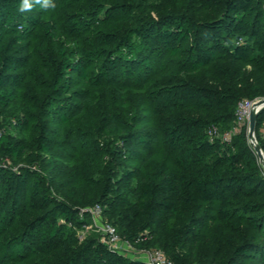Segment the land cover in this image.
<instances>
[{"label": "trees", "instance_id": "1", "mask_svg": "<svg viewBox=\"0 0 264 264\" xmlns=\"http://www.w3.org/2000/svg\"><path fill=\"white\" fill-rule=\"evenodd\" d=\"M210 1L214 3L212 12L201 19L180 9L167 11L157 18L139 16L131 27L119 33L99 30L90 46L67 53L60 45L52 48L58 32L75 37L92 20L100 18L104 9L102 3L90 2L81 6L78 11L69 13L60 26L51 20L37 21L32 15L22 16L24 21L21 19L9 25L6 10L9 0H0V30L13 28L20 31L11 36V44L0 47V107L8 104L3 87H26L27 100L39 102L51 120L69 122L73 117L82 118L92 96L105 103L100 91L80 87L82 82L90 86H100L105 82L117 84L121 70L147 77L165 60L172 61L178 74L165 85L158 86L154 93L156 108L165 115L158 130L168 147L179 152L181 169L166 171L162 166L156 171L144 172L141 167L153 157L152 141L157 132L136 129L132 123L134 117L125 119L117 108L109 113L104 105L102 118L106 126L118 134V148L105 149L98 140L89 141L91 153L103 172V187L87 206L101 205L103 214L109 213L108 222L122 237L140 248L162 249L176 264H192L191 237L210 217L209 209L216 210L217 216L231 222L240 235V243L231 244L220 264H238L249 256L254 264H264L263 165L246 139V127H242L241 133L229 142L210 135L214 126L219 128L232 122L236 116L233 109L237 110L243 95L231 81L226 86L214 87L180 76L181 73H194L213 65L218 58H235L264 70V0ZM29 26L40 29L39 47L45 63L49 65L50 78L39 76V84L44 88L42 92L37 91L34 85L24 86L23 83L22 70L29 67L31 58V44L26 40ZM56 52L59 54H54ZM192 104L220 111L212 120L203 115L178 112ZM2 111L0 108V115ZM83 122L86 127L90 126L87 119ZM23 124L28 126L29 122L24 120ZM263 124L264 108L257 115L256 129H261ZM34 128L37 132L36 146L49 151L48 119H41ZM16 130L19 137L20 127ZM260 145L264 149V140ZM28 151L29 145L22 138L11 139L4 135L0 139V158L22 160ZM29 155V162L34 164L36 154L30 151ZM132 158L140 160L142 165L124 170L117 181L112 182L111 172L115 164L123 169L125 161ZM6 172L0 167V186L10 197V206L18 208L31 183V174L28 169L23 173L11 170L9 175ZM34 185L38 193L43 192V187H39L37 182ZM244 193L260 194L262 198L245 199ZM190 194L207 207L200 216L196 212L191 213L184 224L176 228L179 211L172 198L187 199ZM43 198L48 201V193H44ZM131 201L135 209L145 213L146 219L139 227H119L110 211ZM259 205L261 214L249 213L251 208L258 210ZM10 206L1 201L0 217H5L4 213ZM84 209L58 199L52 209L37 214L22 228L18 227L10 241L14 245H34L49 253V246L55 245L56 238L64 239L69 234L65 237L68 246L55 261L42 259L33 264H148L141 258L126 256L109 248L102 242V233L97 226H93L81 241L68 227L69 223L62 220L70 221L73 228L93 224L90 211ZM165 227L173 230L174 234L172 238L163 240L159 233ZM252 227H257L260 232V251L255 255L250 251L257 246ZM147 230L151 238L137 242L138 237H146Z\"/></svg>", "mask_w": 264, "mask_h": 264}, {"label": "rangeland", "instance_id": "2", "mask_svg": "<svg viewBox=\"0 0 264 264\" xmlns=\"http://www.w3.org/2000/svg\"><path fill=\"white\" fill-rule=\"evenodd\" d=\"M52 2L56 5L55 8L43 9L36 5L31 11L22 13L19 11L21 0H9V5L6 6L9 25L20 21L22 16L32 15L37 21L51 20L60 26L69 13L78 11L81 6L87 3L95 2L104 5L100 18L96 21L92 20L87 28L77 33L75 37L70 38L66 33L58 32L57 38L51 44L52 48L60 45L61 48L66 49L67 53L70 50L76 52V49L82 46H90L95 33L99 30L119 33L122 29L131 27L134 20L139 16L157 18L167 11L180 9L197 19H201L211 13L214 7V3L210 0H52ZM18 33L20 31L13 28L1 29L0 47L2 44H11V36ZM40 33L39 28L29 26L26 40H29L31 44V58L29 67L22 71L25 77L23 80L24 86L34 85L37 91L42 92L44 88L39 84V76L41 75L46 79H49L50 76L49 65L45 63V58L42 56V50L39 47ZM54 54L58 55L59 53ZM176 67L172 61L170 62L167 59L160 68L155 69L147 77L143 74L121 70L119 72L120 81L117 84L105 82L100 86H90L82 82L80 87L100 91L105 103L103 104L97 97L92 96L90 102L86 104L81 120L73 117L69 122L51 120L49 115L45 114L39 102L27 100L28 89L26 87H3L4 99L8 104L0 107L3 110L0 115V139L4 135L9 136L11 139L22 138L29 145V151L22 160L16 161L8 157L0 158V167L6 169L7 175L11 170L23 173L28 169L31 174V183L18 208L10 206V197L0 186V203L4 200L10 206V209L4 213L5 217H0V264H33L35 261H42V259L55 261L57 256L68 246L65 237L69 234H66L64 239L56 238L54 240L56 241L55 245L49 246V253L42 252L34 245H25L24 243L14 245L10 239H12L18 227L22 228L27 221L37 214L52 209L58 199L67 200L73 207L82 209L90 207L87 205L92 203L91 201L97 193H100L103 187V172L99 161L95 160L91 153V148L88 145L89 141L98 140L105 149L107 147H111L112 150L118 148V134L107 127L102 118V112L105 110L104 105L109 113L117 108L125 119L134 117L132 123L136 129L157 132L155 140L152 141V159L143 165L140 160H135V158L127 159L123 169L120 168L119 164H115L114 170L111 172L112 182H116L124 170L140 165H142L141 168L144 172L156 171L162 166L165 167L166 171H179L181 169L178 160L179 152L168 147L164 136L158 130L165 115L156 108V95L154 93L158 86L165 85L176 77L178 74ZM180 76L198 84L214 87L226 86L231 81L232 85L240 90L243 95L242 98L256 101L264 99V70L256 69L235 58H218L213 65L202 67L194 73H181ZM235 109H233L234 115H236ZM219 111L216 108L201 107L196 104L178 110L180 113L203 115L211 120L218 115ZM41 119H48L49 121V138L51 139V149L49 151L41 150L35 144L37 132L34 126ZM84 119L88 120L89 127L85 126ZM24 120L29 122L28 126L23 124ZM17 127L21 129L19 137H17ZM242 127H246V139L253 148L249 135V118L239 120L235 116L232 122L222 127L214 126L210 131V135L229 142L241 133ZM262 127L259 130L255 129V136L259 144L260 141L264 140V124ZM30 151L36 154L34 164L29 162ZM117 159L121 161L119 158ZM258 161L263 165L259 157ZM262 167L264 169V166ZM35 182L38 183L39 187H43V192L38 193L34 185ZM44 193H48V201L44 200ZM243 196L245 199L260 200L262 198L260 194L253 193H244ZM172 199L177 203L179 211L177 213L178 223L176 228L182 226L186 217L191 213L196 212L200 216L207 207L205 203L194 196L192 197L191 194L187 199L176 197ZM258 207V210L251 208L249 213L253 215L261 214L260 205ZM216 208H218L217 205ZM122 210L123 212L119 213ZM216 212V210L209 209L208 214H210V217L207 218L199 232L191 237L192 264H220L221 259L226 256L228 249L231 248V244L240 243V235L234 225L229 221L220 219ZM110 213L119 227L126 225H132V228L139 227L146 219L145 213L135 209L132 201L125 206H119V208L111 210ZM108 214H103V211L101 214H91L94 219L93 224L102 226L110 220L107 218ZM62 221L69 223L68 227L76 232L81 241L85 239L94 226L88 224L82 228H73L70 221L64 219ZM251 229L257 237L255 241L257 246L250 250L251 254L255 255L260 251V232L257 227ZM146 233L148 234L147 237L151 238L148 230ZM159 234L162 235L163 240H166V238H172L174 231L169 227H165ZM120 242L121 254L141 258L144 261L148 258V250L153 249V247L140 248L135 243L128 246L127 242L130 243L131 241L126 240L124 237ZM180 251L182 253L183 250ZM238 264H254L253 258L250 256L245 257Z\"/></svg>", "mask_w": 264, "mask_h": 264}, {"label": "built area", "instance_id": "3", "mask_svg": "<svg viewBox=\"0 0 264 264\" xmlns=\"http://www.w3.org/2000/svg\"><path fill=\"white\" fill-rule=\"evenodd\" d=\"M256 102V100H250L245 98L242 99L237 106L236 118L239 120H245L246 118H249L251 110ZM85 209H88L92 215L101 214L103 211L102 206L99 204H96L93 207H87ZM91 225L97 226L99 230H101V240L103 243H105L109 248L116 252H122L121 247L119 248L122 237L113 224L106 222L105 224H102V226H98L96 224ZM145 235L146 237H138L136 241L138 242L146 239L148 234L146 233ZM127 243L129 244H127L128 246L132 244V242ZM146 262L148 264H176L167 256V254L162 249L159 248H153L152 250H148V258L146 259Z\"/></svg>", "mask_w": 264, "mask_h": 264}, {"label": "water", "instance_id": "4", "mask_svg": "<svg viewBox=\"0 0 264 264\" xmlns=\"http://www.w3.org/2000/svg\"><path fill=\"white\" fill-rule=\"evenodd\" d=\"M263 108H264V99H260L254 104L249 117V122H250L249 135H250L251 145L253 146L257 156L260 158V161L264 166V151H263L264 149L258 143V140L255 136L257 115Z\"/></svg>", "mask_w": 264, "mask_h": 264}, {"label": "clouds", "instance_id": "5", "mask_svg": "<svg viewBox=\"0 0 264 264\" xmlns=\"http://www.w3.org/2000/svg\"><path fill=\"white\" fill-rule=\"evenodd\" d=\"M36 5H39L43 9L56 7L52 0H21L19 11L22 13L31 11Z\"/></svg>", "mask_w": 264, "mask_h": 264}, {"label": "bare ground", "instance_id": "6", "mask_svg": "<svg viewBox=\"0 0 264 264\" xmlns=\"http://www.w3.org/2000/svg\"><path fill=\"white\" fill-rule=\"evenodd\" d=\"M214 136V135H213Z\"/></svg>", "mask_w": 264, "mask_h": 264}]
</instances>
